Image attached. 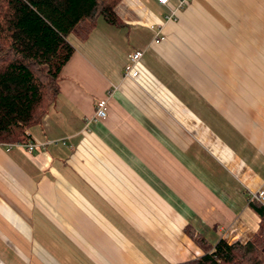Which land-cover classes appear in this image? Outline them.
Returning <instances> with one entry per match:
<instances>
[{
    "label": "crops",
    "instance_id": "crops-1",
    "mask_svg": "<svg viewBox=\"0 0 264 264\" xmlns=\"http://www.w3.org/2000/svg\"><path fill=\"white\" fill-rule=\"evenodd\" d=\"M179 3L120 0L123 26L69 36L37 147L0 143V264H177L204 254L187 227L212 245L256 233L264 0H189L169 18Z\"/></svg>",
    "mask_w": 264,
    "mask_h": 264
},
{
    "label": "trees",
    "instance_id": "trees-1",
    "mask_svg": "<svg viewBox=\"0 0 264 264\" xmlns=\"http://www.w3.org/2000/svg\"><path fill=\"white\" fill-rule=\"evenodd\" d=\"M120 0H0V143H26L61 92L63 70L75 53L69 40L89 37L100 18L114 26ZM250 206L259 228L244 242L212 245L187 227L204 250L177 264H264V203Z\"/></svg>",
    "mask_w": 264,
    "mask_h": 264
},
{
    "label": "built area",
    "instance_id": "built-area-1",
    "mask_svg": "<svg viewBox=\"0 0 264 264\" xmlns=\"http://www.w3.org/2000/svg\"><path fill=\"white\" fill-rule=\"evenodd\" d=\"M179 1H180L179 6L171 9L172 13L168 16L169 18L174 17L177 14V11L186 7L189 2V0H179ZM158 2L163 5H169L170 0H158ZM164 39L165 36L157 37L156 42L163 41ZM143 55H144V51L142 50H134L129 53L128 61L123 69L124 77L135 78L139 75V70L137 68V65L140 59L143 57ZM108 110H109V100L103 99L99 101L95 107L94 119L100 120L106 118L108 115ZM7 146L9 148H12L13 146H24L26 149L33 151L37 147V143L33 140H29L26 143H7ZM253 200L264 203V190L260 189L258 191L252 192L250 194L249 201H253Z\"/></svg>",
    "mask_w": 264,
    "mask_h": 264
},
{
    "label": "rangeland",
    "instance_id": "rangeland-1",
    "mask_svg": "<svg viewBox=\"0 0 264 264\" xmlns=\"http://www.w3.org/2000/svg\"><path fill=\"white\" fill-rule=\"evenodd\" d=\"M71 37H74V34H72ZM6 145H7V144H6Z\"/></svg>",
    "mask_w": 264,
    "mask_h": 264
}]
</instances>
